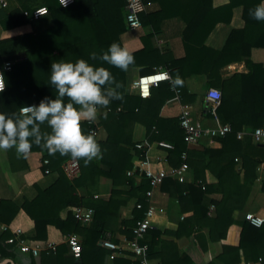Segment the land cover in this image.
<instances>
[{"label":"trees","instance_id":"16d2710c","mask_svg":"<svg viewBox=\"0 0 264 264\" xmlns=\"http://www.w3.org/2000/svg\"><path fill=\"white\" fill-rule=\"evenodd\" d=\"M18 1L20 7L0 10V67L6 84L0 93V113L12 115L18 113L19 107L38 105L45 97L54 99L55 89L49 83L51 64L61 60L85 59L109 68L115 79L124 85L119 89L124 99L114 100L108 108L101 109L103 114L98 125L106 137L97 141L102 148V159L93 160L87 166L83 160L76 159L80 172L74 179L66 178L61 169L66 161L73 159L71 156L49 155L46 149L33 145L31 152H42L49 161L42 171L56 173L57 180L47 189L36 187L37 196L24 201L21 207L10 201H0V224L6 227L0 233V261L13 259L18 239L7 243L8 239L16 238L8 226L22 210L34 223L33 241H46L48 226L58 229L66 239L71 234H79L83 239L79 258L68 254V245L62 244L54 250L41 252L39 264H103L109 252L101 248L99 242L110 238L117 243L114 239L117 232L125 240H132L136 222L145 218L149 205L146 192L151 187L145 176L141 175L139 182L136 177L140 169L156 173L146 162L147 148L153 143L164 142L172 146L167 150V164L174 169L186 167L190 177L184 182L170 177L161 180L159 189L169 198L168 213L175 214L177 219L173 229L153 227L147 230L145 237L138 241L147 247L144 259H158L160 264H255L261 259L260 264H264V222L256 228L246 220L236 222L234 219V213L242 212L248 204L256 182V168L264 163V156L259 159L244 153L246 143L252 139L250 134L264 122V69L249 60L253 48L264 49V21L253 19L249 10L264 0H194L192 14L188 13L185 18L182 33L185 55L181 59H174L169 51L161 53L149 45V40L159 33L163 20L180 15L182 2L144 0L145 4L157 3L159 10L139 15L140 22L150 25L152 33L142 38L143 49L133 53L134 67L139 68L141 76L152 74L158 67L171 76V82L165 81L152 88L146 99L126 92L125 72L90 58L93 52L101 55L107 51L113 42L121 44L120 35L128 30L124 0H73L66 7L58 0ZM40 7H45L47 14L33 20L31 13ZM236 7L242 8L244 27L232 30L221 50L208 48L205 40L212 29L218 23L228 24ZM242 59L249 72L222 81L220 70ZM6 62H12L9 71L3 69ZM199 74L206 75L209 87L220 90L221 100L215 113L222 124L231 127L230 133L215 138L220 144L218 149L188 147L179 117L160 116L162 107L176 91L180 104L194 102L193 96L184 99L188 95L184 82ZM177 75L182 85L174 86L172 81ZM136 124L145 129L141 148H137L133 140ZM82 128L85 134L96 130L89 122H82ZM42 129L49 130L46 125ZM245 131L248 135L238 139L237 134ZM130 171L132 176L127 175ZM207 172L214 177L215 183H207ZM99 178L110 181L112 189L106 199L77 195L79 187H87ZM260 191L264 194V183ZM210 194H218L220 199L206 203ZM131 199L136 200L132 219L120 220V209ZM68 207L92 209L91 222L81 224L71 212L61 220L59 213ZM232 225L241 229L238 245H221L215 249ZM182 239L187 241L183 247L178 243ZM113 263L141 264L117 259Z\"/></svg>","mask_w":264,"mask_h":264},{"label":"crops","instance_id":"0c3cea01","mask_svg":"<svg viewBox=\"0 0 264 264\" xmlns=\"http://www.w3.org/2000/svg\"><path fill=\"white\" fill-rule=\"evenodd\" d=\"M183 5V9L180 15L172 16L162 21L160 25V31L149 40V45L159 50L161 53L169 51L174 59H181L185 55V51L182 44V33L186 26L187 14L194 9V0H180ZM20 7L18 0H10L8 10ZM159 10V5L154 2L146 3V9L143 12L145 14H151ZM176 13H179L177 11ZM244 27V21L242 20V8L236 7L232 10V17L228 24L218 23L212 29L210 34L205 40V45L213 50H221L232 30H240ZM152 33L150 25H143L140 22V28L136 30H126L120 35V42L122 46L127 47L132 53L143 49L144 44L142 38ZM1 34V28H0ZM250 62L254 65H260L264 69V49L253 48L250 52ZM161 68V67H158ZM157 69V68H156ZM249 68L246 67L244 59L241 61H235L230 63L228 66L220 70V79L226 80L235 74H247ZM141 77L139 74V68L133 67L126 73L127 88L126 92L130 95H137L132 88V83ZM171 77V76H170ZM164 83V82H161ZM159 83V84H161ZM158 84V85H159ZM187 96L184 99H190L194 97L192 104H180L179 93L175 92V96L167 100L160 111L162 118H175L179 117L182 110H187L191 113L194 121H201L204 127H211L214 124L213 116L210 113V104L206 99V93L208 89L214 88L218 91V87H209L208 79L206 75L199 74L193 75L187 78L184 82ZM152 87V88H156ZM151 88V89H152ZM190 96V97H188ZM103 114L100 110L98 119L92 123L96 127V140H104L106 137L105 131L99 127V117ZM220 124L221 121L217 117ZM87 122V121H84ZM244 135H248L247 131L241 132ZM133 140L137 144H144L145 140V129L142 125L136 124L133 129ZM159 143H153L147 148L146 162L147 164L155 169L158 167H170L166 162L167 149L158 145ZM197 147H206L212 149H218L220 144L216 139L202 138L201 141L196 145ZM244 153L254 158L261 159L264 156V141L256 143L253 139H249L244 147ZM44 159L42 152H31L27 158L18 157L15 149L8 151L0 150V201L6 200L12 202L15 206L21 207L24 201H31L37 196L36 187L40 189H47L55 183L57 180V174L49 172L45 174L42 171L41 161ZM136 160V159H135ZM238 168V167H237ZM186 178L190 177V173H185ZM140 177H136V182H139ZM206 181L208 184L215 183V179L208 172L206 173ZM264 183V163H261L256 168V182L254 184L248 204L245 206L242 212L234 213V219L236 222H242L245 220L246 214H253L255 216L264 219V194L260 191L261 185ZM158 186L152 197V205L157 209H163L164 214L157 215L154 221V228L158 230L173 229L175 227V214H169V198L166 194L162 193ZM112 187L110 181L104 178H99L93 184L81 186L77 189V195L80 197L93 196L94 198L106 199L110 194ZM211 199L219 200L220 195L210 194L206 197L205 202L208 203ZM136 204L135 199H131L126 206L122 207L119 211L120 220H130L133 217V210ZM75 207H68L63 209L59 213L61 220H65L67 214ZM0 230V233L6 228ZM8 230L18 239L20 242H24L27 246H38L39 254L47 249H55L57 246L66 244V238L60 233L58 229L53 226H48L46 233V241H33L34 223L33 221L22 211L19 210L14 216L13 220L8 226ZM240 227L232 225L227 231L226 238L222 240L215 249H219L221 245L237 246L239 241ZM72 235V234H71ZM78 236L82 243V236ZM164 239L168 237H163ZM114 239L120 245L123 244V236L118 232L115 234ZM180 246H185L187 241L185 239L180 240ZM70 253V250L68 252ZM209 258H212V254H208ZM115 259L124 261H138L140 259L132 258V256L125 249L121 248ZM40 258L33 256L30 253L21 252L16 246L13 253L12 260L0 261V264H39ZM103 264H114L113 260L108 259L107 256L103 259ZM146 264H160L158 259L147 260ZM260 264V263H255Z\"/></svg>","mask_w":264,"mask_h":264},{"label":"clouds","instance_id":"9594fccd","mask_svg":"<svg viewBox=\"0 0 264 264\" xmlns=\"http://www.w3.org/2000/svg\"><path fill=\"white\" fill-rule=\"evenodd\" d=\"M249 15L264 21V2L250 9ZM90 58L125 73L136 63L133 53L118 42H113L101 55L91 53ZM49 83L55 89L54 99L45 97L38 105L19 107L18 113L12 115L0 113V150L15 149L18 157L27 158L36 145L46 149L49 155L59 153L81 159L85 166L102 159L101 145L94 133H84L82 122L94 123L101 109L108 108L114 100L122 101L124 95L119 89L124 85L115 79L109 68L85 59L53 62ZM172 83L179 86L182 80L177 75ZM5 88L0 78V93ZM45 125L48 131L42 129Z\"/></svg>","mask_w":264,"mask_h":264},{"label":"built area","instance_id":"2783aa9c","mask_svg":"<svg viewBox=\"0 0 264 264\" xmlns=\"http://www.w3.org/2000/svg\"><path fill=\"white\" fill-rule=\"evenodd\" d=\"M73 0H58V3L62 7H66L72 3ZM67 2V5L65 6ZM10 0H0V10L8 9ZM124 9H125V22L127 25L128 30H136L140 28V19L139 15L143 13L146 9V4L144 0H124ZM24 15H27V12H23ZM47 14V9L45 7H40L31 13V17L33 20H37ZM12 62H6L3 66L5 71H9L11 69ZM0 74H2V69L0 67ZM3 79V76L0 77ZM171 82L170 74L167 70L163 68H157L154 70L152 74L144 75L138 77L133 83L132 88L135 90L134 92L142 99H146L150 96V90L152 87L157 86L161 82ZM4 82V81H3ZM178 93V91H176ZM206 99L210 104V113L213 116L214 124L211 127H204L201 121H194L191 113L187 110H182L179 119H180V127L184 132V142L188 147L196 146L202 138H218L222 137L227 133L231 132V127L228 124H220L218 122L215 109L220 103L221 95L220 91L210 88L206 93ZM91 133H94L96 136V131L92 130ZM252 139L256 143H260L264 141V122L263 125L257 129H255L251 134ZM244 136L243 133H238L237 138L242 139ZM143 144H137V148H141ZM159 146L169 150L172 146L168 143L160 142ZM184 157V156H183ZM237 161V160H236ZM49 161L47 159H42L41 167L47 166ZM64 175L69 180L74 179L78 176L80 172L79 163L76 159H70L66 161L61 167ZM188 171L186 167H181L179 169H174L168 166L165 167H158L156 169V173L154 174L150 170L140 169L138 171V176L141 175L145 176L146 179L149 181V185L151 189L146 192V197L149 200V205L147 212L145 213V218L136 222V225L133 229V239L132 240H125L123 238V244L120 245L119 243L113 242L110 238H105L99 242L101 248L109 252L108 259L111 261L115 259L117 252L123 248L132 256V258L140 259L141 264H146L144 259L146 245H140L138 243L139 240H142L145 237V233L147 230L154 227L153 219L157 215L164 214L163 209H157L152 205V197L154 190L160 186L161 180L170 177L178 182H184L186 180L185 173ZM45 174H48L49 171L46 169L44 171ZM128 176H132L133 172H127ZM136 208L139 209L140 205L137 204ZM73 218L80 222L81 224L88 225L93 216L92 209L83 208V207H75L71 210ZM245 220L252 225L253 227H260L264 219L253 214H246ZM4 227L0 225V230ZM17 239L12 238L8 239L7 243L11 244L15 242ZM66 244L69 247L70 253L74 258H79L81 254V242L78 236L72 234L66 239ZM18 249L24 253H30L33 256L39 255V248L38 246H27L24 242L18 241L17 243ZM50 250H54L50 248ZM261 262V259H258V263Z\"/></svg>","mask_w":264,"mask_h":264}]
</instances>
